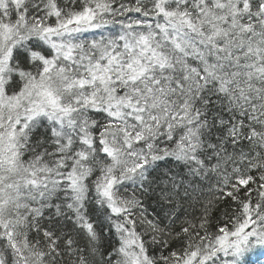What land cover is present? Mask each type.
Instances as JSON below:
<instances>
[{"label": "snow or ice", "instance_id": "obj_1", "mask_svg": "<svg viewBox=\"0 0 264 264\" xmlns=\"http://www.w3.org/2000/svg\"><path fill=\"white\" fill-rule=\"evenodd\" d=\"M256 249L264 0H0V264Z\"/></svg>", "mask_w": 264, "mask_h": 264}, {"label": "trees", "instance_id": "obj_2", "mask_svg": "<svg viewBox=\"0 0 264 264\" xmlns=\"http://www.w3.org/2000/svg\"><path fill=\"white\" fill-rule=\"evenodd\" d=\"M249 264H264V249H256L250 254Z\"/></svg>", "mask_w": 264, "mask_h": 264}]
</instances>
